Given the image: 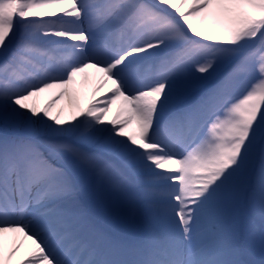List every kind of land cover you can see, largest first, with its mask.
<instances>
[{
	"label": "snow or ice",
	"instance_id": "snow-or-ice-1",
	"mask_svg": "<svg viewBox=\"0 0 264 264\" xmlns=\"http://www.w3.org/2000/svg\"><path fill=\"white\" fill-rule=\"evenodd\" d=\"M89 70L108 94L53 113ZM23 241L18 264H264V0H0V264Z\"/></svg>",
	"mask_w": 264,
	"mask_h": 264
},
{
	"label": "bare ground",
	"instance_id": "bare-ground-1",
	"mask_svg": "<svg viewBox=\"0 0 264 264\" xmlns=\"http://www.w3.org/2000/svg\"><path fill=\"white\" fill-rule=\"evenodd\" d=\"M62 8L66 9V8H68V6L63 5L60 7H54L52 9H47L46 11L55 12L57 15H60L62 12ZM45 18L49 19V18H53V17L45 16ZM84 74L89 75L87 80L85 81V78H84V79H81L79 81H74L73 85H71L70 88L68 89L69 97H66L65 99L60 100L56 104V106L58 108H61L63 110V112H62V118L63 119H71L72 113L77 111V109L85 108L89 104V102L91 101V99L93 97H97L100 100H102L104 98L105 94H108V92H109V88L111 87L110 84L107 85L105 88L101 89L100 92L94 93V89L96 88L95 86H98V84L101 82V74L100 73H97L94 70H89L88 72H86ZM95 81H96V83H95ZM69 98L71 99L72 105H74V107H69V103H68ZM119 108H120V101H117L116 104L111 106V109H110L111 113H113L115 116L117 111L119 110ZM54 111H55V113L57 112L56 110H54ZM105 119H106V116H105ZM108 120H109V118H108ZM127 128H130V130L132 132H130L129 129H127ZM127 128H126L127 129L126 132L128 134H136V126L134 124L129 125Z\"/></svg>",
	"mask_w": 264,
	"mask_h": 264
},
{
	"label": "rangeland",
	"instance_id": "rangeland-1",
	"mask_svg": "<svg viewBox=\"0 0 264 264\" xmlns=\"http://www.w3.org/2000/svg\"><path fill=\"white\" fill-rule=\"evenodd\" d=\"M36 19H46L45 17H37ZM85 77H89L88 74H80L78 75L77 77L74 78V81H79L81 79H84ZM96 80V79H95ZM96 83V81H95ZM94 83V84H95ZM93 84V85H94ZM97 87V86H95ZM61 91L60 89H51L49 90L48 92H45L43 93L39 98L38 100L36 101L40 106H43L50 98H53L55 97V95ZM93 100H100L99 98L97 97H93L91 99V101ZM56 110L57 112L59 110H62L61 108H58L56 105L53 107L52 109V112L55 113ZM109 118V120H108ZM114 118V114L111 113V110L107 113L106 115V119H105V122L110 121ZM129 129L130 132H132L130 130V128H127ZM126 129V130H127ZM115 231H117L118 233H121L122 230L120 229H116ZM122 234L124 235H130V233H127V232H122ZM21 237H19L18 234H5L4 236V251L5 253H7L8 251L11 250V248L17 244H20L21 242ZM34 246L31 244V241H23V244L21 245L20 247V250L17 252V254L11 259V261L9 262V264H18V261H20Z\"/></svg>",
	"mask_w": 264,
	"mask_h": 264
}]
</instances>
